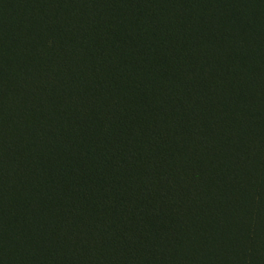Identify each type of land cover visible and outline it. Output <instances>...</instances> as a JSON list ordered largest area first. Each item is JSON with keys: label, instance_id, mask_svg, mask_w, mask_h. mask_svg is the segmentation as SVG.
<instances>
[{"label": "trees", "instance_id": "obj_1", "mask_svg": "<svg viewBox=\"0 0 264 264\" xmlns=\"http://www.w3.org/2000/svg\"><path fill=\"white\" fill-rule=\"evenodd\" d=\"M0 264H264V0H0Z\"/></svg>", "mask_w": 264, "mask_h": 264}]
</instances>
